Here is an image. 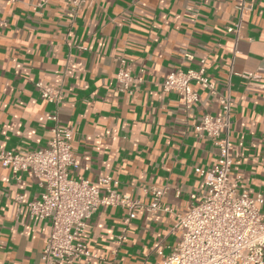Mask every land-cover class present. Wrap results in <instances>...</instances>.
<instances>
[{
  "label": "crops",
  "instance_id": "1",
  "mask_svg": "<svg viewBox=\"0 0 264 264\" xmlns=\"http://www.w3.org/2000/svg\"><path fill=\"white\" fill-rule=\"evenodd\" d=\"M240 1L88 0L74 12L71 0H0V150L46 147L56 113L74 130L72 177L101 193L99 178L110 177L108 187L144 204L143 188L164 187L162 204L183 213L189 195L204 189L194 168L216 159L194 127L204 114L218 115L217 94H228L230 179L262 197L264 215V0H245L235 35L226 28ZM121 60L140 78L129 90L116 79ZM201 60L217 94L194 86L199 101L185 110L162 82ZM37 84L60 90L59 102L42 98ZM42 191L31 172L0 166V264H42L51 224L27 207ZM125 216L119 206H99L80 237L97 257L70 264H148L175 244L172 213L138 210L128 224Z\"/></svg>",
  "mask_w": 264,
  "mask_h": 264
},
{
  "label": "built area",
  "instance_id": "2",
  "mask_svg": "<svg viewBox=\"0 0 264 264\" xmlns=\"http://www.w3.org/2000/svg\"><path fill=\"white\" fill-rule=\"evenodd\" d=\"M87 1L71 0L74 12ZM245 6V0L236 6L239 18L226 28V32L238 35ZM2 24L0 19V26ZM120 62L116 79L124 90H129L130 84L140 81V78H133L124 68V62ZM37 85L42 98L59 102L60 90ZM194 86L205 89L209 94H217L214 82L205 74L203 60L199 69H177L168 73L162 82V89L175 92L185 110H190L199 101ZM217 95L219 114H204L194 127L197 134L205 135L211 141L216 159L209 167L194 168L204 189L200 194L189 195L190 201L183 213L162 204L166 193L164 187L143 188L142 192L149 196V202L144 204L108 187L112 182L110 177L99 178L100 183L107 186L104 193L89 180L72 177L71 171L78 167L72 153L74 130L61 125L56 113L48 116L53 126L46 147L36 150L1 149L0 166L10 169L13 174L29 171L43 187L39 196L27 203L32 216L48 219L51 224L41 255L42 264H70L78 258L97 257L80 237L99 206L123 208L126 211L125 224L136 216L138 210L163 211L175 216L173 229L178 236L175 244L168 252L157 249V260L148 264H264V215L259 208L263 199L241 189L239 178L230 179L233 163L230 139L232 102L228 94ZM123 238V235L119 237Z\"/></svg>",
  "mask_w": 264,
  "mask_h": 264
}]
</instances>
